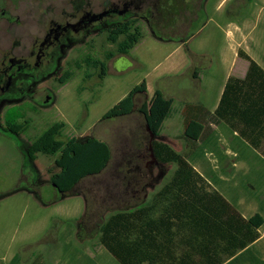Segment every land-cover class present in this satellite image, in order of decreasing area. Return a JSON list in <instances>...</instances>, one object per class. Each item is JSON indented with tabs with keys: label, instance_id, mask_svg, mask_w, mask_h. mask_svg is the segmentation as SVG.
Here are the masks:
<instances>
[{
	"label": "rangeland",
	"instance_id": "rangeland-1",
	"mask_svg": "<svg viewBox=\"0 0 264 264\" xmlns=\"http://www.w3.org/2000/svg\"><path fill=\"white\" fill-rule=\"evenodd\" d=\"M221 1L202 3L198 13L203 19L191 25V33L210 19L236 20L245 13H252L253 19L264 16L259 14L264 0H251L252 5L259 4L247 11L241 6L248 0H227L226 5L218 8ZM194 8L187 3V10L196 13ZM176 9L172 8V13ZM189 23L174 20L150 23L141 19L138 25L142 40L128 55L116 57V63L108 62V75L103 81L92 71L87 78L74 64H81V58L91 47L95 58L105 60L114 51L107 35L93 36V41L88 40L86 45L84 38L68 40L55 59L53 71L40 74L27 87L23 99L12 98L0 103L1 121L30 123L22 136L0 135V264H119L111 255L103 253L99 226L112 214L134 208L135 197L143 196L144 184H152L159 175L158 168L149 166L152 162L150 136L139 112L142 103L150 102L157 89L163 88L166 97L175 101L174 115L157 140L180 153L177 86L181 81L179 74L183 73L180 72L181 36L189 29ZM208 26L201 38L214 34L215 25ZM107 27L101 24L94 32ZM215 37L220 45L221 35ZM216 43L213 42L210 51L220 81L230 63H223L217 56ZM74 68L73 79L62 85L59 80ZM143 81L148 91L136 97L131 115L102 119ZM32 95L35 96L30 99ZM58 122L66 125L64 139L94 137L106 142L112 151L111 161L100 175L83 180L70 195L62 198L49 181V171H58L54 158L39 155L37 161H31L27 156L32 141ZM174 170L175 165L167 166L168 174L162 182L146 189L147 201ZM90 255L94 260H90Z\"/></svg>",
	"mask_w": 264,
	"mask_h": 264
},
{
	"label": "trees",
	"instance_id": "trees-1",
	"mask_svg": "<svg viewBox=\"0 0 264 264\" xmlns=\"http://www.w3.org/2000/svg\"><path fill=\"white\" fill-rule=\"evenodd\" d=\"M138 21L114 29L107 35V42L115 44L121 39L116 53L128 55L140 43L143 33ZM250 62L249 74L258 65L241 53ZM114 58L109 53L105 60L92 55V47L87 48L76 62L75 68L88 73H96L103 81L108 75V62ZM74 69L65 73L59 80L66 85L75 76ZM148 91L146 81L132 91L102 118L114 120L131 115L135 111V99ZM196 112V107H192ZM145 127L149 128V153L152 165L158 168L159 175L153 183L144 184L143 196L135 197V207L112 214L99 226L100 246L119 264H224L239 247H235L237 237L244 236V226L230 227L228 219L239 216L234 208L189 164L185 156L176 152L169 144L158 141L164 124L175 112V101L167 98L157 89L150 102L142 103L139 108ZM15 124L14 136H22L30 128L28 121ZM185 138L197 141L203 126L196 121L185 120ZM65 123L50 126L32 141L27 156L37 161L39 155L54 158L57 172L49 171V181L59 197L70 195L85 179L100 175L112 158L110 146L97 138L88 137L64 139ZM175 165L169 180L147 201L146 189L154 183H161L167 176V166ZM242 223L257 227L254 220ZM257 220L260 218L257 216ZM255 219V220H256ZM245 247L241 243L240 248Z\"/></svg>",
	"mask_w": 264,
	"mask_h": 264
},
{
	"label": "crops",
	"instance_id": "crops-1",
	"mask_svg": "<svg viewBox=\"0 0 264 264\" xmlns=\"http://www.w3.org/2000/svg\"><path fill=\"white\" fill-rule=\"evenodd\" d=\"M227 2L221 1L218 8ZM256 4L248 0L241 7L247 11ZM259 14H264V4ZM252 15L210 19L191 33V25L203 19L199 15L189 23L180 43V154L238 213L228 219L230 227L244 226V236L233 233L239 249L224 264H264V16L253 19ZM209 24L215 25L214 34L201 38ZM215 35H221L220 45ZM213 42L221 61L230 63L220 81L210 51ZM241 53L259 70L249 74L250 62ZM186 117L203 126L197 141L185 138ZM239 217L259 225L242 223ZM243 242L245 247L240 248ZM103 253L108 252L103 249Z\"/></svg>",
	"mask_w": 264,
	"mask_h": 264
},
{
	"label": "flooded vegetation",
	"instance_id": "flooded-vegetation-1",
	"mask_svg": "<svg viewBox=\"0 0 264 264\" xmlns=\"http://www.w3.org/2000/svg\"><path fill=\"white\" fill-rule=\"evenodd\" d=\"M204 1L208 0H0V103L23 99L40 74L53 71L68 40L84 38L86 45L93 36L108 35L141 19L192 22L200 17ZM187 3L197 12L187 10ZM104 23L106 29L94 32ZM120 42L111 44L115 63ZM14 127V122L0 120V135H14Z\"/></svg>",
	"mask_w": 264,
	"mask_h": 264
},
{
	"label": "water",
	"instance_id": "water-1",
	"mask_svg": "<svg viewBox=\"0 0 264 264\" xmlns=\"http://www.w3.org/2000/svg\"><path fill=\"white\" fill-rule=\"evenodd\" d=\"M146 129H147V131L149 132V128L147 127ZM154 139H155L154 135L151 134V135H150V141H153Z\"/></svg>",
	"mask_w": 264,
	"mask_h": 264
}]
</instances>
